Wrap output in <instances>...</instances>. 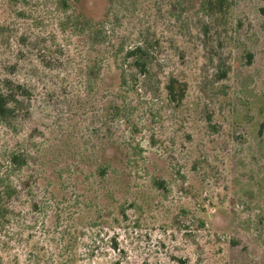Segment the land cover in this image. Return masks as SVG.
<instances>
[{
    "label": "rangeland",
    "instance_id": "obj_1",
    "mask_svg": "<svg viewBox=\"0 0 264 264\" xmlns=\"http://www.w3.org/2000/svg\"><path fill=\"white\" fill-rule=\"evenodd\" d=\"M57 5L0 50L3 264H264V0H72L65 32Z\"/></svg>",
    "mask_w": 264,
    "mask_h": 264
},
{
    "label": "trees",
    "instance_id": "obj_2",
    "mask_svg": "<svg viewBox=\"0 0 264 264\" xmlns=\"http://www.w3.org/2000/svg\"><path fill=\"white\" fill-rule=\"evenodd\" d=\"M223 3L224 2L222 1L219 4L223 5ZM20 4L21 0H0V50L11 48L12 46H15V44H26L28 48L27 43H30L32 47H35L41 40L40 32L36 33L35 23L39 25L44 24L45 19L44 17H41L43 11L42 13L38 14L39 16L36 19H28L25 16V8L20 6ZM72 11H74L72 0H58L57 8L55 7L52 13H47V11H45L47 14L46 24L57 26L60 28L61 32H65L71 28L72 31H76L79 27H81L80 24H84V26H86V24L90 23L89 20L83 19V17H81L79 14L75 15L72 13ZM54 26H50L48 28L47 34L55 36ZM4 57L5 54L0 53V62L4 66H7L9 63L5 61ZM6 59H10L8 55H6ZM13 64L15 63L10 61V66H13ZM12 81L18 84V88H21L19 81L11 80L9 78L0 79V119H7L9 116L14 114L15 109L12 107L11 102L16 99L10 96L8 93V85L12 84ZM171 83L166 88L168 90L169 100L174 102L175 88ZM14 159L16 162L15 157H9L8 162L13 163ZM26 163L27 160L23 161L20 164V168H23ZM99 172L101 176L104 175L105 168L103 166L100 167ZM103 178H105V176H103ZM151 182L155 187L161 186V183H159L160 180L157 177H151ZM19 188L20 187L18 185L14 186L12 183L11 185L3 184L2 187L0 186V225L10 221L9 214H12L13 212V210L10 208V205L11 202L14 201L16 195L20 196ZM62 237H65V235H62ZM68 240L72 241L76 240V238L72 236V240ZM66 249L67 247L63 245L60 248L61 251H65ZM0 264H3L1 257Z\"/></svg>",
    "mask_w": 264,
    "mask_h": 264
}]
</instances>
